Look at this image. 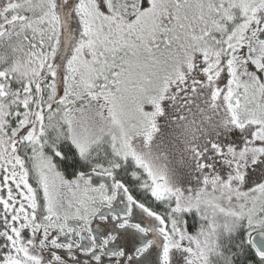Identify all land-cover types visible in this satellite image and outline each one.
<instances>
[{"label": "snow or ice", "instance_id": "obj_1", "mask_svg": "<svg viewBox=\"0 0 264 264\" xmlns=\"http://www.w3.org/2000/svg\"><path fill=\"white\" fill-rule=\"evenodd\" d=\"M0 264H264V0H0Z\"/></svg>", "mask_w": 264, "mask_h": 264}]
</instances>
